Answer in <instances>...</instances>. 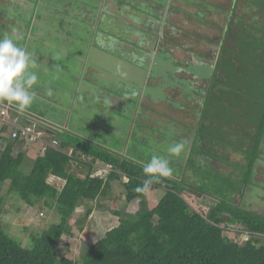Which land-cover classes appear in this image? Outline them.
<instances>
[{
    "label": "trees",
    "instance_id": "obj_1",
    "mask_svg": "<svg viewBox=\"0 0 264 264\" xmlns=\"http://www.w3.org/2000/svg\"><path fill=\"white\" fill-rule=\"evenodd\" d=\"M207 1L202 5H210L211 11L205 21L196 17L202 27L200 30L198 26L201 33L196 38L213 47L211 38L215 37L221 43L220 50L218 54L188 53L190 62L181 67L200 80L204 89L200 91L198 107L193 108L198 117L192 127L189 155L176 160L181 156L167 154L173 169L170 178H160L145 191L137 192L136 188H143L147 178L143 167L153 155L129 146L125 149L116 140L99 136L84 139L59 129L55 133L46 131V146L41 142L28 145L40 146L39 154L33 158L30 149H24L25 142L14 140L9 134L6 137L7 127H0V183L9 182L8 193L28 206L42 204L60 216L59 223L32 234L25 246L1 222L5 197L0 195V264H76L67 257H59L60 243L65 235L72 234L71 220L78 207L85 201L108 197L115 181L124 187L127 203L140 200L138 208L135 212L114 211L119 224L83 251L81 264H264V217L243 208L236 200L243 199L244 190L237 192L235 185L238 196L234 199L232 190L227 193L231 182H226L223 194L205 178L206 167L210 177H222L223 166L238 164L230 162L231 149L246 162V168L239 167L240 183L244 182L246 187L250 182L264 136V0H242L245 6L251 4L252 9L248 14L244 6L241 15L237 12L240 0L223 1L226 4L222 6H215L214 0ZM200 9L199 12L203 11ZM214 9L216 15L212 14ZM219 13L223 19L216 21ZM171 27L175 34L178 30L190 31L183 24L174 23ZM179 42L166 40L163 47L181 48ZM194 62L210 64L214 74L202 78L190 73L187 68ZM176 101L178 105L181 102L175 99L174 104ZM183 104L179 106L184 108ZM188 108L192 106L188 104ZM46 125L50 130L54 128ZM53 139L58 142L56 147L51 146ZM225 146L227 154L221 158L224 154L220 149ZM27 160L31 162L30 170L27 166L24 172ZM97 163L110 168L105 177L94 174L100 168ZM158 188L165 193L150 207L147 191ZM93 211L88 207L76 221L80 231ZM231 226L252 232V239L239 244L230 235Z\"/></svg>",
    "mask_w": 264,
    "mask_h": 264
},
{
    "label": "rangeland",
    "instance_id": "obj_2",
    "mask_svg": "<svg viewBox=\"0 0 264 264\" xmlns=\"http://www.w3.org/2000/svg\"><path fill=\"white\" fill-rule=\"evenodd\" d=\"M203 1L208 3L207 0H38L34 5V0H0V38H13L32 53L37 65L32 70L38 75V83L30 90L36 93V99L23 112L45 118L51 126L69 130L76 137H104L123 144L125 149L129 146L137 152L165 158L169 157L168 147L182 139L188 146L176 160L186 158L198 117L194 109L201 100L204 85L181 68L190 62L188 53L179 54L182 51L172 49L171 45L167 44V50L163 46L166 40L169 43L180 40L183 45L197 41L201 32L196 17L205 21L211 11L210 5H202ZM223 1L226 0H214L215 6L226 4ZM244 6L240 0L238 15L243 13ZM201 7L203 11L199 12ZM212 14H217L216 9ZM220 14L216 21L222 18ZM223 15L227 18L226 13ZM186 21L190 22L187 27L190 31L172 32L171 24L181 26ZM98 35L104 40L103 47L97 43ZM187 70L202 78L214 74L210 64L197 62ZM175 99L181 101V106L184 103V108L177 101L174 104ZM24 149L28 152L30 149L29 155L35 158L40 146ZM227 149L225 146L220 151L224 154ZM236 156L232 155L231 160L235 161ZM28 160L22 168L24 172L31 164ZM98 164L101 166L94 174L105 177L110 171L108 165ZM239 167L246 168V163L223 166L221 174L226 180L220 174L210 177L206 167L205 178L223 194L226 182L232 183L227 193L232 190L234 194L235 185L237 192L246 191L243 199L237 198L238 193L233 195L234 199H239L243 208L264 217V185L245 187L239 181L242 175ZM189 173L193 175L192 170ZM8 188L9 182L0 183V195L5 197L1 222L23 245H28L32 234L59 223L60 216L54 210L42 204L30 207L9 194ZM125 193L122 184L115 181L108 197L82 203L71 220L72 234L65 235L60 243L59 257L81 264L83 251L119 224L114 211L135 212L140 200L127 203ZM164 193L161 188L149 189V206L154 207ZM88 207L94 211L80 231L76 221Z\"/></svg>",
    "mask_w": 264,
    "mask_h": 264
},
{
    "label": "clouds",
    "instance_id": "obj_3",
    "mask_svg": "<svg viewBox=\"0 0 264 264\" xmlns=\"http://www.w3.org/2000/svg\"><path fill=\"white\" fill-rule=\"evenodd\" d=\"M97 43L104 46L100 35L97 36ZM36 67L32 53L19 46L11 37L0 38V101L15 104L20 111L29 108L36 99V93L30 91L38 83V75L32 70ZM185 148L186 142L180 141L170 145L167 151L172 156L180 157ZM143 173L147 178L143 188H136L137 192L145 191L153 183L159 182L160 178H170L173 169L169 159L153 155L143 167Z\"/></svg>",
    "mask_w": 264,
    "mask_h": 264
},
{
    "label": "built area",
    "instance_id": "obj_4",
    "mask_svg": "<svg viewBox=\"0 0 264 264\" xmlns=\"http://www.w3.org/2000/svg\"><path fill=\"white\" fill-rule=\"evenodd\" d=\"M2 126L7 127V134L12 139L25 142L26 146L38 142H41L42 146H46L47 143L43 138L46 135V131L47 133L52 131L45 124L38 122L35 117L29 116L9 103H0V127ZM57 145V140L53 139L51 146L56 147ZM97 165L98 167L101 166L98 163ZM229 231L234 235L235 241L239 244L249 242L253 236L252 232L235 226L229 227Z\"/></svg>",
    "mask_w": 264,
    "mask_h": 264
},
{
    "label": "crops",
    "instance_id": "obj_5",
    "mask_svg": "<svg viewBox=\"0 0 264 264\" xmlns=\"http://www.w3.org/2000/svg\"><path fill=\"white\" fill-rule=\"evenodd\" d=\"M37 3H38V1H37ZM251 9H252V5L251 4H248V5L245 6V12L249 11V10L251 11ZM185 23H186L185 25H187V26L190 25L189 21H186ZM185 25H183V26H185ZM199 25H200V23H199ZM171 29H172V27H171ZM173 31H174V29H172V32ZM211 34H213L212 31H211ZM214 34H215V32H214ZM211 40L214 42L213 47L209 46V42H207V44H205L206 42H198V41H196V42H191V44H184V45L183 44L181 45L179 43V46L181 48H178V47L174 48L175 45L173 44L174 45L173 48L176 49V50H180V51H182V52H184L186 54L187 53H189V54H212V53L218 54V51L220 50L221 43L219 42V39L217 40V38H215V37H212ZM186 50H188V51H186ZM202 65H204L203 62H202ZM36 120L38 122H41V123L45 124V125H46V123L47 124L49 123L48 121L45 120V118H38L37 117ZM53 127H54L53 129L51 128V130H53L52 132L55 133V130L58 131L57 127H55V126H53ZM230 154H231V156L232 155H235V156L237 155L236 158H235V161L234 160H230L231 163H241L242 165H244L246 163L245 160L241 157V155H239V153H234L230 149ZM239 176H240V174H239ZM252 185L256 186V187H257V185H259L261 187H263V185H264V136L262 138V141H261V144H260V147H259L258 157H257V159H256V161L254 163L253 171H252V173L250 175V182H249V184L247 186H252ZM245 192H244V196H245ZM244 196H243V198H244Z\"/></svg>",
    "mask_w": 264,
    "mask_h": 264
},
{
    "label": "water",
    "instance_id": "obj_6",
    "mask_svg": "<svg viewBox=\"0 0 264 264\" xmlns=\"http://www.w3.org/2000/svg\"><path fill=\"white\" fill-rule=\"evenodd\" d=\"M49 131V130H48ZM49 132H51V131H49Z\"/></svg>",
    "mask_w": 264,
    "mask_h": 264
}]
</instances>
